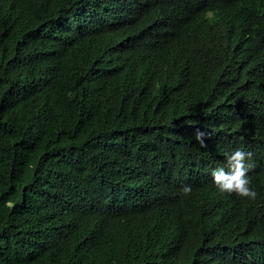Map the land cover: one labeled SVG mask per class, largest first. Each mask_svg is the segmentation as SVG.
Returning a JSON list of instances; mask_svg holds the SVG:
<instances>
[{
    "label": "trees",
    "instance_id": "1",
    "mask_svg": "<svg viewBox=\"0 0 264 264\" xmlns=\"http://www.w3.org/2000/svg\"><path fill=\"white\" fill-rule=\"evenodd\" d=\"M0 264H264V0H0Z\"/></svg>",
    "mask_w": 264,
    "mask_h": 264
},
{
    "label": "clouds",
    "instance_id": "2",
    "mask_svg": "<svg viewBox=\"0 0 264 264\" xmlns=\"http://www.w3.org/2000/svg\"><path fill=\"white\" fill-rule=\"evenodd\" d=\"M205 133L197 131L195 139L201 147H206ZM225 164L222 167L216 168L212 172L213 182L220 193L235 194L240 198H248L255 200L257 198V192L250 188V178L248 177V171L254 165L246 163L251 160L252 153L245 151L241 148L232 150L231 152H225ZM225 168L228 171H225ZM191 186L185 185L182 188L184 195L190 194Z\"/></svg>",
    "mask_w": 264,
    "mask_h": 264
}]
</instances>
